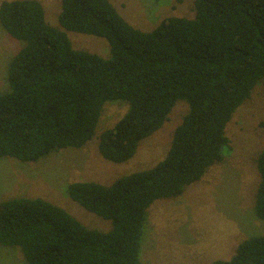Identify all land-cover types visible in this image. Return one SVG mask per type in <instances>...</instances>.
I'll list each match as a JSON object with an SVG mask.
<instances>
[{"label":"trees","instance_id":"obj_1","mask_svg":"<svg viewBox=\"0 0 264 264\" xmlns=\"http://www.w3.org/2000/svg\"><path fill=\"white\" fill-rule=\"evenodd\" d=\"M194 5L192 17L168 15L144 30L111 0H61L60 27L47 20L40 0L0 3V26L21 41L7 66L8 88L0 89V159L38 161L96 138L102 157L126 162L177 102L189 107L153 166L109 184L66 186L73 200L110 220L109 229L90 227L41 196H16L0 200V246L20 249L28 264H143L151 206L181 195L224 160L227 125L264 86V0ZM61 27L107 39L110 55L76 49ZM116 101L127 111L101 129L106 105ZM256 164L254 210L264 221V148ZM212 264H264V231Z\"/></svg>","mask_w":264,"mask_h":264},{"label":"rangeland","instance_id":"obj_2","mask_svg":"<svg viewBox=\"0 0 264 264\" xmlns=\"http://www.w3.org/2000/svg\"><path fill=\"white\" fill-rule=\"evenodd\" d=\"M3 0H0V3ZM47 20L59 26L61 0H40ZM135 27L152 30L168 15L192 17L195 0H111ZM0 26V89H7V66L21 41ZM62 28V27H61ZM76 49L110 55L107 39L64 28ZM179 101L162 128L144 139L137 153L126 162H113L99 153L93 139L81 148H65L33 162L0 159V200L16 196L43 197L59 204L90 227L107 230L108 219L85 209L73 200L66 186L78 180L112 183L121 175L153 166L168 152L172 134L188 111ZM123 101L106 105L100 128L124 115ZM264 86L258 84L227 125L231 148L224 160L212 165L197 182L172 198L155 202L149 212L143 242V264H212L231 258L237 245L252 234L264 231V221L255 214L260 174L258 151L264 148ZM0 264H28L18 248L0 246Z\"/></svg>","mask_w":264,"mask_h":264}]
</instances>
